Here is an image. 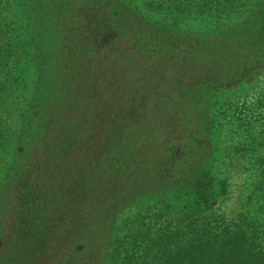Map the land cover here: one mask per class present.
<instances>
[{"label": "trees", "instance_id": "16d2710c", "mask_svg": "<svg viewBox=\"0 0 264 264\" xmlns=\"http://www.w3.org/2000/svg\"><path fill=\"white\" fill-rule=\"evenodd\" d=\"M262 71L264 0H0V264H264Z\"/></svg>", "mask_w": 264, "mask_h": 264}, {"label": "rangeland", "instance_id": "374dc122", "mask_svg": "<svg viewBox=\"0 0 264 264\" xmlns=\"http://www.w3.org/2000/svg\"><path fill=\"white\" fill-rule=\"evenodd\" d=\"M237 17H234L231 22H233L234 20H237ZM212 24L208 23V22H204L201 25H197L196 28L197 29H206L211 27ZM201 27V28H200ZM264 71H262L263 73ZM32 77V76H31ZM264 80V78L262 77V79L260 80H255V81H251L249 82V84H247L248 86L251 85V89H250V95L251 92L257 89V86L260 85L262 83V81ZM236 87L230 89V90H235ZM256 94V92H255ZM146 150H143V153L147 156H144L147 159H152L153 155V151L154 148L150 145V143L146 144L145 146ZM141 150V151H142ZM221 165V163H220ZM223 167H225L226 169V175L229 177V180L231 182V192H230V196L229 198L224 201V203L220 204V209L221 211H225L227 214H232L233 211H235V209H237L238 205L240 204L239 201L241 200V197L243 195V193L245 192L246 188L248 187L249 184V174L250 172L248 170H246L243 166V162L240 159H234V162L229 163L226 162L223 164Z\"/></svg>", "mask_w": 264, "mask_h": 264}]
</instances>
